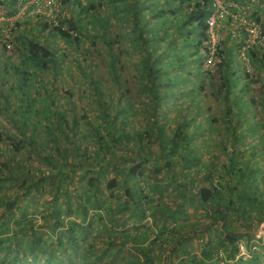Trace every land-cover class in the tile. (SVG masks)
<instances>
[{
  "label": "rangeland",
  "instance_id": "obj_1",
  "mask_svg": "<svg viewBox=\"0 0 264 264\" xmlns=\"http://www.w3.org/2000/svg\"><path fill=\"white\" fill-rule=\"evenodd\" d=\"M80 1L82 5H91L89 6L91 8L78 13V4L72 1L66 2L64 9L66 10L65 18L71 14L78 18L81 17L79 21L83 26L82 29L88 30L85 31L86 34L81 32L79 34L83 37L84 42L77 46L59 32L48 35V38L53 40V45L59 48L58 53H64L65 57L62 60V66L57 71L50 68V71L42 73L45 83L42 92L47 88L53 98L50 108L53 109L56 106L64 112L67 124L73 126V129L68 128L64 121L60 122L63 129L54 128L52 125L57 133V140L50 142L44 140L43 150L49 152L52 158L61 164L62 157L52 148L55 142H58L61 146L68 148L70 163L67 158L68 161L63 166H56L38 150L30 147L29 143H25L22 149L16 153L8 149V144L13 139V133H17V125L9 118L10 113L2 111L1 106L5 104L6 98L9 101L8 105H13L16 101L9 90L10 84L15 80L16 72L9 67L14 64V60L9 61L8 56L9 54L16 55L17 47L11 51L0 52V65L5 67L1 71L0 77L3 80L0 81V129L3 131L2 135L5 141V143H0V212L5 207L1 200L6 196L18 193L20 196L18 198L21 199L19 211H22L23 206L28 207L27 214L31 219L36 220L35 226L40 231L48 232L53 214L51 207L54 204L63 208H66L67 205L71 207L72 211L66 217V222H70V220L77 218L76 210H78L79 200L73 195L66 200L61 187L54 193V190L48 191L53 176H48L47 173L59 172L60 170L68 171L73 178H69L71 180L68 182L71 191L84 190L91 178L96 176L100 183H104L114 174L120 178L121 166L128 163L131 158H138L137 151L141 141L145 145L144 149H150L152 154L142 157V174L139 180L145 187L143 191L154 196V202L158 203L159 213L155 215L149 213L139 222L132 219L129 227L130 231H142L146 228L145 223H150L151 226L148 228L149 239L138 243L129 240L126 242L127 247L125 246V249L119 247L120 244L114 243L112 244L113 251L112 249L106 250L103 256L96 260L95 256L99 251L89 250V248L103 249L111 241H114V238L111 237L108 229L102 230L101 225L95 222L90 224L83 234L77 232L79 234V247L76 251H70L73 264H119L118 259L123 261L128 258H145L144 251L135 245L140 246L145 242H150L158 228L155 218L162 217L165 208L170 206L173 201L175 203L183 199L182 195H185L188 187H184L179 183L180 181L186 182L185 184L189 188L193 186L196 189L199 185L207 182L198 179L207 175L211 168L214 182L223 181L226 183L229 181L230 176L226 171H223L222 166L228 162L233 148L242 150V153L234 154L235 157L240 158L241 162L248 161L253 148L261 149L255 159H257L256 164L261 166L258 171L264 174V68L258 59H253L246 53L248 45L255 43L264 47V40L248 43L251 38L250 33H252V37H255L256 32L254 26L253 32L249 29L251 25L256 23L264 34V3H261L263 0H260L249 7L250 17L245 21V26L248 29L244 28L243 33L237 34V31L233 33L231 23L229 24L230 17L226 19L223 15L217 20L219 27L213 29L207 27V38L199 47L200 55L195 57L190 54L189 52L193 51L195 47L189 46L184 49L185 63L183 66L178 67V63L175 62L176 56H169L160 62V66L167 67V69L157 73L158 81L155 85L160 95L161 106L158 109L159 120L156 119L154 123L151 114L152 93L145 87L146 80L140 75L142 66L139 60L144 56L145 48L142 47L139 36L132 29L133 16H131V12L133 8L131 0ZM147 1L149 0H139L140 3ZM116 5L122 8V11L118 10ZM125 11L126 15L123 14ZM91 12L95 13L94 16H109V28L98 27L96 30H90L89 25H84L92 17ZM142 17L145 19V12L142 13ZM32 20L34 25L37 24L35 31L38 32V38H42L41 25L38 26L36 23L39 22V19ZM252 21L256 22L253 23ZM68 24L69 22L65 21L64 26L68 28ZM149 25L150 22L147 23V26ZM18 28L24 33L28 31L27 26L23 24ZM197 35L201 37L200 33ZM175 37L176 39L180 38L178 35ZM108 45L114 49L116 55L114 60L117 63L120 82L116 81L109 65L111 57L107 49ZM164 47L165 42L159 40L157 48ZM230 47L234 48L238 62L246 70L244 79L249 80L247 93L252 100V106L248 110L250 117L246 116L245 119L239 121L237 128H234V118L237 117L234 107L230 104H223L210 86L211 80L219 82L223 79L222 74L226 61L224 55H226V48ZM50 64H53V61H50ZM124 96L128 97L131 106L127 113L128 120L125 125L131 136L128 137L127 144L126 141L111 144L114 155L109 153V156H113L109 164L100 167L96 158H106L105 150L98 139V135L94 134L93 127L96 124L102 125L104 111L110 112L111 115L118 112L119 107L121 108L124 104ZM7 107L9 108V106ZM120 118H122V113L115 120ZM251 118L256 124L249 127ZM159 126L163 129V134H160ZM178 127L191 135L193 134L192 141L200 155L197 161L185 162L179 154L166 155L161 147V138L171 135ZM102 130L104 132V128ZM135 131H139L141 137L135 136ZM74 144L79 147L77 148ZM88 155L92 157H88ZM170 158V164L165 165V162ZM7 161L13 169L16 168L19 171L20 175L15 173L12 175L13 178L7 175L8 169L4 165ZM22 172L25 175H22ZM43 176L45 178L41 179ZM38 179L41 180L38 185L41 190L36 194L29 192L28 195L31 198L27 199L30 205H23L27 201L26 197H23L24 189L28 187V191H33L34 189L27 185ZM163 181L167 182L166 185H161ZM132 183L135 184L134 181ZM152 183H156V187L150 188L149 184ZM160 186L164 187L159 194ZM262 191L264 198V188ZM104 198L114 202L125 200L120 187L113 189L112 193L105 191ZM128 200L126 198V201ZM131 207L132 204L128 202V206L121 212L129 213ZM98 208L101 209V206ZM210 211V207L200 206L192 210L191 213L181 214L176 222H209L211 219ZM261 214L263 218L254 220L255 235L250 240L252 249L258 246V239L264 232V212ZM258 216L259 214L256 215V217ZM133 224H137V228H134ZM233 226L245 230L239 221H235ZM167 233L168 229L161 232L158 237L153 238L156 244L153 245L151 254L154 256L156 264H164L167 255L170 254L171 241L165 240L163 237ZM245 238L246 236H240L241 249L245 248L243 243ZM102 244L103 247H101ZM116 247H119L118 254L114 252ZM241 253L243 256H248L245 249ZM27 259H29V255H27ZM37 264L45 263L41 259ZM56 264H66V260Z\"/></svg>",
  "mask_w": 264,
  "mask_h": 264
},
{
  "label": "trees",
  "instance_id": "obj_2",
  "mask_svg": "<svg viewBox=\"0 0 264 264\" xmlns=\"http://www.w3.org/2000/svg\"><path fill=\"white\" fill-rule=\"evenodd\" d=\"M62 1L64 3L75 1L79 6L78 13L91 8L89 7L91 5H82L80 0ZM131 4L133 8L131 12V16H133L132 29L139 36L142 47L145 48V54L139 60L142 66L140 75L145 78L144 85L152 93L151 114L153 116L152 121L155 123L156 119L159 120L158 109L161 106L160 95L155 85L158 81L157 73L167 69V67H161L160 62L169 56H176L175 62L178 63V67L183 66L185 63L184 49L189 46L195 47L193 51L189 52L190 54L195 57L200 55L199 47L207 38L206 19L213 9L212 0H149L145 3H140L139 0H131ZM116 7L122 11L118 5ZM143 12H145V19L142 17ZM123 14L126 15V11ZM90 15L92 17L84 23V25L90 26V30H96L98 27L109 28V16H94L95 13L92 12ZM80 18L71 14L56 25H52L48 19L39 18V22L36 23L38 26L41 25L42 38H38V32L35 31L37 24L34 25L32 19L27 18L20 21L21 24L27 26L29 32L24 33L23 30L17 29L13 47V49L17 47V54H9L8 56L9 61L14 60V64L9 67L16 72L15 80L10 84L9 90L16 101L13 105H8L9 101L6 98L5 104L1 106L2 111L10 113L9 118L17 125V133H13V139L8 144V149L11 152L16 153L22 149L25 143H29L30 147L38 150L56 166H63L64 163H67V158L70 163L68 148L61 146L58 142H55L52 148L62 157L61 164H58L59 162L53 159L49 152L43 150L44 140L48 142L57 140V133L53 126L63 129L60 126L62 121L68 128L73 129V126L67 124L64 112L56 106L53 109L50 108L53 98L47 88L42 92V87H45L42 73L50 71V68L57 71L62 66V60L65 57L64 53H58L59 48L53 45V40L48 38V35L59 32L77 46L84 42L83 37L79 34L88 30L82 29ZM65 21L69 22L68 28L64 26ZM148 22H150L149 26H147ZM239 31L243 33L245 30L242 27ZM199 33L201 37L197 35ZM175 35L180 36V38L176 39ZM159 40L165 42L164 48H157ZM2 46L0 41V52L4 51ZM263 48L260 44L254 43L248 45L246 53L251 58L258 59L264 68ZM107 49L111 57L109 65L116 81L120 82L117 63L114 60L116 58L114 49L109 45ZM224 57L226 61L222 74L223 79L219 82L211 80L210 86L223 104H230L234 107V112L237 115L234 118V128H237L239 121L250 114L248 110L252 106V100L247 93L249 80L244 79L246 70L238 62L234 48H226ZM50 61H53V64H50ZM81 67L84 68V66ZM4 68L0 65V77ZM82 71L85 72L83 69ZM0 81L3 80L0 79ZM124 98V104L121 108L119 107L118 112L111 115L110 112L104 111L102 125L96 124L93 127L94 134L98 135V139L105 150L106 158H96L100 167L106 166L112 159L113 156H109V153L114 152L111 146L125 141L127 144V139L131 136L125 126L128 120L127 113L131 106L128 97L124 96ZM121 113L122 118L115 120ZM251 120L249 127L256 124L253 118ZM46 121L48 122L46 123ZM159 132L160 134L164 133L162 128L159 129ZM2 134L3 131L0 129V143H5ZM134 134L138 138L141 137L139 131H135ZM192 136L193 134L191 135L178 127L171 135L161 138V147L166 155L179 154L185 162L197 161L200 155L192 141ZM74 146L79 147L75 144ZM144 147L145 145L140 141L137 151L138 158H131L128 163L121 166L120 178L111 174L112 176L104 183H100L96 176L91 178L84 190H70L68 182L73 178L68 171L60 170L59 172L47 173L48 176H53L51 183H49L51 190L48 191L54 190V193L61 187L66 200L71 195L79 200L78 210H76L77 218L68 223L66 217L72 211L69 205L66 208L55 206V204L51 207L53 214L48 232L40 231L35 226L36 220L31 219L27 214L28 207H20L22 211H19L21 199L18 198L20 197L18 193L3 198L1 202L5 207L0 212V264H37L41 259L45 264L63 263V260H66V264H73L70 251H76L79 247V234L77 232L83 234L89 225L95 222L101 225L102 230L108 229L111 237L114 238V241H111L106 247H103L102 244L103 249L89 248V250L99 251L95 256L96 260L100 259L106 250L112 249L114 243L120 244L119 247L125 249L126 242L129 240L138 243L149 239L148 228L151 226L150 223H145L146 228L142 231H130L129 227L132 219L139 222L149 213L151 215L159 213L158 203L154 202V196L143 191L145 187L139 180L142 174V157L152 154L150 149L146 150ZM260 151L259 148H253L248 161L241 162L240 158L235 157L234 154L242 153V150L233 148L228 162L222 166L223 171H226L230 176L226 183L213 181L212 168L207 175L198 179L207 182L199 185L196 189L193 186V188H189L184 181L179 182L184 187H188L185 195H182L183 199L175 203L173 201L170 206L165 208L162 217L155 218L158 228L155 230L153 238L158 237L161 232L168 229V233L163 237L165 240L171 241L170 254L167 255L164 264H264V232L259 237V244L255 249H252L250 241L255 235L254 220L263 218L261 213L264 212V198L262 196L264 174L258 171L261 166L256 164L257 159H255ZM88 157L92 156L88 155ZM93 159L95 158L93 157ZM170 161L171 158L165 162V165H169ZM4 165L8 169L7 175L10 177L15 173L20 175L19 171L16 168L13 169L8 161ZM45 176L41 179H44ZM69 178L71 179L69 180ZM39 183H41L39 179L30 182L27 186H31L34 190L28 191V187H26L23 191V197L29 199L31 198L28 195L29 192L31 194L39 192L41 190L38 187ZM166 183L163 181L161 185H166ZM156 185V183L149 184L150 188H154ZM118 187L122 189L125 200L114 202L104 198L105 191L112 193V190ZM162 187L164 186L159 187V194ZM126 198L130 201H126ZM28 199L23 205H30ZM128 202L132 204L130 212H121L128 206ZM99 206L101 209L98 208ZM200 206L211 208L209 222H176L181 214L191 213L192 210ZM256 213L259 214L258 217H256ZM235 221H239L245 230L235 228L233 226ZM133 226L137 228L138 225L133 224ZM229 226L231 227L229 228ZM53 236L54 238H52ZM240 236H246L243 243L244 249L248 252L247 257L241 253ZM153 238L150 242H145L140 246L135 245L144 251L145 258H128L122 259L123 261L118 259L119 264H156L155 258L151 254L153 245L156 244ZM119 247L114 250L117 254ZM27 255H29V259H27Z\"/></svg>",
  "mask_w": 264,
  "mask_h": 264
},
{
  "label": "built area",
  "instance_id": "obj_3",
  "mask_svg": "<svg viewBox=\"0 0 264 264\" xmlns=\"http://www.w3.org/2000/svg\"><path fill=\"white\" fill-rule=\"evenodd\" d=\"M260 0H212L213 9L207 16V27L217 28V20L219 17H230L231 30L237 31L240 34V28H247L245 21L250 14L249 7L253 3H258ZM264 3V0L261 2ZM65 3L62 0H0V41L2 42L3 50L11 51L14 47V35L21 24L27 18L48 19L52 25L59 24L65 19L66 10ZM20 22V23H18ZM235 22V23H233ZM238 22V23H237ZM255 23L256 21H252ZM250 23V22H249ZM253 26L256 27L255 37L252 33L249 36L248 43L255 41H263L264 34L261 28L256 23L249 28L253 32ZM248 29V28H247ZM244 252V249H241Z\"/></svg>",
  "mask_w": 264,
  "mask_h": 264
}]
</instances>
